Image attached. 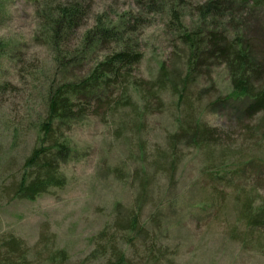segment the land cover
I'll list each match as a JSON object with an SVG mask.
<instances>
[{
	"label": "rangeland",
	"instance_id": "1",
	"mask_svg": "<svg viewBox=\"0 0 264 264\" xmlns=\"http://www.w3.org/2000/svg\"><path fill=\"white\" fill-rule=\"evenodd\" d=\"M58 1L65 0H0V234L21 239L32 264H51L47 254L54 252L62 253L65 264H104L102 258L90 261L94 239L103 230L114 233L110 227L117 216L140 207L147 236L135 238L133 245L118 242L130 264L149 262L147 245L160 264H264V227L248 230L240 218L245 198L264 201V113L249 120L241 115L245 103L224 102L231 86L223 63H208L189 78V102L178 103L188 52L171 15L172 10L179 13L178 23L188 33L217 31L228 42L251 48L263 70L256 86H264V0H232L228 13L212 17L200 10L210 0H75L89 11L61 52L79 53L85 33L99 21L126 29L125 40L142 56L130 78L143 93L151 86L158 89L159 68L165 66L161 105L130 90L133 106L91 108L60 129L70 150L60 165L63 188L33 200L1 195L21 176L37 144L48 88L65 75L54 61L42 18ZM105 53L93 50L66 75L87 74ZM114 96L119 99L117 92ZM185 116L217 130L215 137L201 148L189 146L184 136L178 139L176 165L165 161L164 173L148 178L147 197L136 205L142 153L154 164ZM222 152L227 159L219 160Z\"/></svg>",
	"mask_w": 264,
	"mask_h": 264
},
{
	"label": "trees",
	"instance_id": "2",
	"mask_svg": "<svg viewBox=\"0 0 264 264\" xmlns=\"http://www.w3.org/2000/svg\"><path fill=\"white\" fill-rule=\"evenodd\" d=\"M175 1L179 4L182 2V0ZM230 2L232 0H210L200 10L203 16L225 15L231 9ZM84 6L75 0L58 1L48 16H42L45 18L43 27L51 36L49 44L52 45L55 54L54 61L59 67V73L63 72L65 75H62L61 79L47 90L46 115L37 127L39 133L37 144L25 159L21 176L2 188L1 195L5 197L33 200L53 188L61 189L65 186L66 180L60 172V165L68 159L70 150L60 137V129L67 128L66 126L72 121L82 119L91 111V108L95 111L101 107L114 105L111 110L113 111L118 106L125 107L128 104L133 106L128 94L130 90H133L136 96L140 95L141 99L148 94V98L151 97L157 105H161L159 93L166 85L163 82L167 74L165 66L162 65L159 68L158 89L153 91L151 86V89L146 90V94L143 93L141 86L131 81L130 78L134 66L140 62L142 56L135 46L125 40L128 33L126 29L120 30L114 26H106L99 21L94 28L85 33L79 53L69 52L70 50L61 52V45L69 41L70 36L82 26L87 18L89 7ZM171 15L172 19L176 20V30L181 33L180 39L188 52L187 76L182 82L183 89L178 93V103H185V99L187 103L189 102L185 93L189 78L199 74L208 63H223L226 66L231 86V93L224 102L228 100L237 102L238 100L245 103L241 109V115L249 120L264 113V86H256L261 80L263 70L253 58L251 48L243 43L232 44L217 31L208 30L203 33L204 35L201 33L198 36L188 33L178 23L179 13L172 10ZM95 49H104L106 53L100 60L94 62L87 74L81 77L74 74L70 76L68 73L66 75V70L76 65L81 57L90 55ZM115 92L118 93L119 99L114 96ZM136 116L141 115L136 114ZM140 118L143 119L142 116ZM216 133L217 130L209 128L198 118L185 116L179 120L176 133L168 136V149L155 155L154 164H148L145 154L142 153L140 165L142 174L141 172L136 173V177H140L141 187L136 205L140 206V202L142 205L147 197L145 188L148 178L156 172L164 173L163 166L167 160L172 159L169 167H173L174 163L176 165L178 157L176 141L178 139L184 136L189 141V146L201 148L203 144L208 145ZM227 158L226 152H222L219 160ZM163 160L162 164L160 161ZM151 166L154 167L153 171L150 170ZM167 171L171 169L168 168ZM225 178L218 176L216 179ZM252 200L251 197L244 199L240 213V218L248 230L264 227V201L254 203ZM139 213L140 207L136 212L131 211L123 216L118 215L110 227L114 233L111 234L107 230L100 232L94 239L96 245L90 255V261L102 258L104 264H130L118 242L133 245L135 238L147 236L145 225L140 223ZM144 248L147 261H149L147 264H160V259L155 257L151 246L147 245ZM47 255L51 264H57L56 259L61 264L67 261L61 252ZM0 264H32L28 260V249L21 239L12 235L0 234ZM165 264H174V262L167 260Z\"/></svg>",
	"mask_w": 264,
	"mask_h": 264
}]
</instances>
